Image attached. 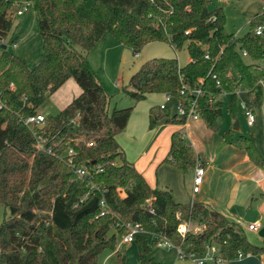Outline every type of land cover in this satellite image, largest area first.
I'll return each instance as SVG.
<instances>
[{
	"label": "trees",
	"instance_id": "16d2710c",
	"mask_svg": "<svg viewBox=\"0 0 264 264\" xmlns=\"http://www.w3.org/2000/svg\"><path fill=\"white\" fill-rule=\"evenodd\" d=\"M29 1L42 39L39 60L29 66L0 43V99L4 102L0 108V203L9 209L0 223V264H96L100 251L105 246L114 249L121 235L117 216L137 220L156 234L151 241L145 236L148 232L135 236L137 264H158L150 253L160 235L198 253L205 244L215 243L228 261L238 251H262L263 246L250 241L220 210L201 200L179 201L170 188L148 183L115 137L126 126L132 106L109 110V95L91 69L87 53L106 33L133 49L153 40L175 47L185 44L189 60L184 65L176 57L148 58L123 90L133 99L169 92L187 107L193 97L189 89L201 86L198 114L214 128L223 109L235 113L234 90L239 83L248 90L252 104L263 93L258 81L264 77V68L255 60H264V33L256 34L254 28L264 24V11L253 15L249 29L237 36L225 28L222 6L209 8L208 0ZM19 2L0 0V36L11 28L12 11ZM204 47L209 57L204 56ZM242 48L249 54L248 61L241 55ZM70 76L81 92L55 114H46L41 127L34 126L45 138V149H38L22 116L39 112L37 107L46 96ZM199 76L205 77L203 82ZM182 85L188 86L183 94L179 92ZM220 88L228 93L227 103ZM162 117L172 123L185 121L184 116L171 113L167 104H152L150 125ZM232 134L230 128L222 136L229 142ZM237 140L264 170V156L253 136L239 134ZM68 149L73 150L76 163L92 170L91 180L102 190L89 189L77 176L68 163ZM162 161L182 169L195 165V151L179 130L171 132ZM97 164L102 169L95 171ZM101 198L107 206L105 214H100ZM182 220L203 223V229L182 234L177 229ZM115 251L117 264H126L124 255Z\"/></svg>",
	"mask_w": 264,
	"mask_h": 264
},
{
	"label": "rangeland",
	"instance_id": "374dc122",
	"mask_svg": "<svg viewBox=\"0 0 264 264\" xmlns=\"http://www.w3.org/2000/svg\"><path fill=\"white\" fill-rule=\"evenodd\" d=\"M23 6H25V8H23ZM208 6L209 8L222 6L226 30L240 36L249 29V19L256 13L264 11V0H208ZM17 7L23 8L21 14L16 13ZM12 15L11 28L6 35L0 38V43L6 44L10 52L20 56L27 65L32 66L39 60L42 42L37 15L32 2L29 0H20L16 8L13 9ZM14 41L16 45L13 44ZM106 49L108 50L106 51ZM135 49L139 51V55L136 57L133 55ZM135 49L123 45L110 33H106L97 43L93 51L94 53H92L94 59L90 65L109 95L108 108L110 111L114 108L132 106L130 119L127 121L126 126L118 132V134L121 133V140L118 134L115 136L125 152V155L126 153L128 155V153L132 154L133 152H140L145 149L149 142L156 136V133L164 130L166 126L168 134L165 138L161 139L160 142L157 141V144H159L157 150L159 152L163 151L167 143L169 144V131L173 128L180 127L178 124L167 122L164 117L159 118L154 125L150 126L149 107L151 103H166L170 112L174 113L177 111V98L170 96L169 100H166L165 92H156L147 93L145 97L140 99H133L123 90L124 87L128 86L130 75L142 62L151 57H176L180 65H184L189 60V53L185 44L175 47L168 41L153 40ZM246 60L248 61L247 58ZM69 80L79 88L77 93L72 92L73 94L71 97H75L81 91V87L74 77L70 76ZM223 100L224 103H227L228 96L224 95ZM63 103L64 100L60 102L58 96L54 94L53 91L46 96L37 109L45 115L55 114L61 109ZM235 120H238L240 124V127L233 131L232 134L233 141L236 145H238L239 142L237 140L239 134L252 136V134L256 132L255 127H249L246 124L243 110L238 105L234 114L223 109L221 115L216 119L214 129L206 125V127L209 128L208 134H202L200 136V143L203 144L206 149L211 146L209 152L218 153L224 143L219 134L221 135L223 131L233 126ZM187 122H189V120ZM200 123L204 124L203 121H200ZM145 126L151 127L149 132H145ZM210 133H212V136H210ZM186 138L189 142L190 140L188 137ZM149 160H147L146 164L147 174L144 173V176L146 175L145 177L157 187L165 185V179H171L173 186L169 185V187L172 189L174 197L180 201H189V190L192 186L189 170L187 172L182 168L177 170L170 164H159L160 160L156 162L152 160V158ZM173 170H176L177 173H174ZM119 191L121 192V190ZM8 213V207L0 203V223ZM180 223L182 224L181 226L185 228H182V234L186 231L199 232L204 226L203 223H198L194 220H182ZM110 231H115V229L111 228ZM145 236L151 241L152 237L150 234H145ZM117 249L124 255L126 264L127 262L129 264H132L133 261L137 262L138 250L135 239L131 242H122L121 236L118 234L115 248L113 249L109 246H105L100 251L96 264H117V254L115 251ZM150 254L158 264H195V260L199 256L197 254L193 256H183L174 248L167 249L154 243L152 244Z\"/></svg>",
	"mask_w": 264,
	"mask_h": 264
},
{
	"label": "crops",
	"instance_id": "0c3cea01",
	"mask_svg": "<svg viewBox=\"0 0 264 264\" xmlns=\"http://www.w3.org/2000/svg\"><path fill=\"white\" fill-rule=\"evenodd\" d=\"M100 40L101 39H99L92 47V49L87 53V60L89 65L92 64V60L94 59V55L92 53H94L93 51ZM107 50L108 49H106V51ZM78 91L79 88L73 82H71L69 78L66 79V81L54 91V94L58 96V100L60 102L64 100L61 109L74 98L71 97V95L73 94L72 92L77 93ZM263 93L259 97L258 101L253 104L256 116L254 124H246L249 127L256 128V132L253 133L252 136L254 138L256 146L264 156ZM130 117L131 116L129 115L128 120L130 119ZM200 121L204 122L202 118H197L189 120L190 123H175L180 127L173 128L171 129V131H169V142L170 134L173 130H179L180 132H182L185 138L188 137V139L190 140L189 143L192 145L195 151L197 160L201 161L205 167L203 179L197 191L192 190L194 166L184 169V171L186 172L189 170L190 178L192 180V186L189 190V201L201 200L204 203L220 210L222 213H224V215H226L229 219L235 221L240 226V228L243 230L244 234L250 241L263 246L262 251H260L258 254L249 253L242 256V258L240 259L234 258L230 261V264H264V170L252 159H250L243 143L238 142V145L235 144V142L233 141V135L232 139H230L229 142L226 141L222 136L225 131H223L221 135L219 134L220 138H222L224 141L221 150L218 153L209 152L211 146L207 147L206 149L205 146H203V144H201L199 141V138H201L200 136L202 134H208L209 128L206 127L205 122L204 128V124H201ZM238 125L240 127V124ZM150 126H145V132L150 131ZM230 128L233 129V131L236 130L233 128V126L229 127V129ZM167 134L168 131L165 126L164 130L158 131L156 133V136L149 142L145 149L140 152H133L132 154L128 153V155L126 153L127 158L130 161L134 162V165L143 173V175L144 173L147 174L146 164L147 160H149L150 158H152V160H154L155 162L160 160L159 164L167 163L172 165L174 169H181L171 163L162 161L163 157L168 151V143L163 151L159 152L157 150V147L159 146V144H157V141L160 142L161 139L165 138ZM118 136L121 140V133L118 134ZM210 136H212V133H210ZM173 171L174 173H177L176 170ZM145 178L150 185L154 186V184L147 177ZM164 182L165 185L161 187L170 188L169 185L173 186L171 179H165ZM249 223H257V227L253 229L249 228ZM137 263L138 260L137 262H132V264ZM127 264L129 263L127 262Z\"/></svg>",
	"mask_w": 264,
	"mask_h": 264
},
{
	"label": "built area",
	"instance_id": "2783aa9c",
	"mask_svg": "<svg viewBox=\"0 0 264 264\" xmlns=\"http://www.w3.org/2000/svg\"><path fill=\"white\" fill-rule=\"evenodd\" d=\"M23 8H25V6H23ZM23 8L17 7L16 13L21 14L23 12ZM185 32H188V30H185ZM254 32L256 34H263L264 24H258L254 28ZM1 37L2 36H0V38ZM13 44L16 45V42L14 41ZM204 50H205L204 56L209 57L206 47H204ZM138 55H139V51L135 49L134 56L136 57ZM241 55L244 56L245 58L249 57V54L245 48L241 49ZM255 62L257 63L258 67L264 68V60L257 59L255 60ZM212 76L216 77V74L213 73ZM204 78H205L204 76H199L198 81L203 82ZM216 82L217 84L219 83L218 79H216ZM258 83L261 85V87L264 90V77L260 78ZM187 89H188L187 85H182V87L179 89V92L183 94L185 90ZM189 92L193 94V97L188 102L187 107H185V105L182 103L180 99H177L178 104H177L176 112L178 113V115L184 116V119H185L184 123H186L190 119L200 118L197 108L199 105L198 96L202 93L201 86H193L189 89ZM234 92L237 95V103L240 106V108L243 110L246 123L248 125H253L255 122L256 116H255L253 104L250 102L248 98V90L239 83L237 88L234 90ZM165 93H166V100H169L170 96L172 95L169 92H165ZM220 95L223 98L224 95L228 96V93L224 89L220 88ZM3 105H4V102L0 99V108ZM164 106H166V103L160 104V107H164ZM44 119H45V114H43L40 111L22 116L23 123L32 129L33 135L35 136V147L38 149H45L44 143H43L45 138L42 135L41 131L35 129L34 126L41 127ZM46 150L50 151V147H46ZM72 152H73L72 149H68V163L72 166L77 176L80 177L82 180H85L84 182H86L89 189H101L102 190L101 185H97L94 182H92L91 180L92 170L83 164L76 163L73 160ZM93 169L95 171H98V170H101L102 167L99 164H97L93 166ZM204 172H205V167L203 163L197 160L196 164L194 165L193 186H192L193 191H197L199 189L200 183L202 182V179H203ZM118 189L121 190V193L124 192V190L121 189L120 187ZM100 204L102 207L100 214H105L107 211V206H106L104 198L100 199ZM113 214L116 215V213L114 212ZM116 222H117L116 224L122 228V232L120 235L122 242H131L135 239V236H137L138 234L148 232L144 229L143 225L137 220H132V219L122 220L118 218L117 216ZM181 225L182 224L179 223L177 227V229L180 232H182V228L185 229ZM248 227L252 229L256 228L257 223H249ZM148 233L151 235V237H155L156 235L153 232H148ZM156 244L159 246H164L166 248H175L177 252L183 256H193L194 254L199 255L198 258L195 260V264H230V261L222 258V256L219 253V247L215 243L205 244V250L202 253L195 252L192 249H182L179 245L174 244L165 235H160V237L157 239ZM246 254H249V252L244 253L242 251H238L235 256V259H240L242 258V256Z\"/></svg>",
	"mask_w": 264,
	"mask_h": 264
},
{
	"label": "water",
	"instance_id": "95a60500",
	"mask_svg": "<svg viewBox=\"0 0 264 264\" xmlns=\"http://www.w3.org/2000/svg\"><path fill=\"white\" fill-rule=\"evenodd\" d=\"M1 47L2 48H5L6 47V44H4V43H1ZM46 95H47V92H46ZM239 121L238 120H235V122H234V124H233V128L234 129H238V127H239Z\"/></svg>",
	"mask_w": 264,
	"mask_h": 264
}]
</instances>
